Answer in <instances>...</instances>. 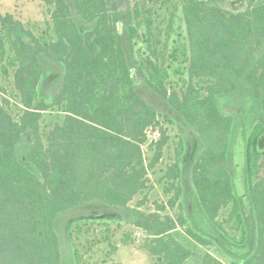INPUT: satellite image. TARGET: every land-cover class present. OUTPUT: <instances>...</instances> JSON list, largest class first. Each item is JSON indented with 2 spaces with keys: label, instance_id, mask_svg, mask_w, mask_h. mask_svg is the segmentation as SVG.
Instances as JSON below:
<instances>
[{
  "label": "trees",
  "instance_id": "16d2710c",
  "mask_svg": "<svg viewBox=\"0 0 264 264\" xmlns=\"http://www.w3.org/2000/svg\"><path fill=\"white\" fill-rule=\"evenodd\" d=\"M39 1L47 7L52 33L37 35L12 13L0 14V75L13 77L21 110L16 119L0 82V264H61L58 216L99 197L126 209L129 222L148 233L142 246L154 256L153 264H186L195 255L174 233L178 227L204 246L217 243L226 251L221 244L229 249V242L244 244L245 220L226 168L233 118L221 112L218 98L246 91L264 115V0H246L240 11L224 8L226 0H180L189 45L188 76L181 90L169 86L166 61L175 54L158 48L152 9L141 18L145 4L136 2L126 12L131 40L140 38V27L146 28L147 52L136 60L140 78L203 138L192 181L218 237L195 230L184 213L161 214L167 207L182 208L178 161L164 176V191L172 193L166 205L157 204L152 213L140 209L144 200L137 208L128 206L148 188V170L161 159L169 136L161 126L160 137L150 143L154 155L147 164L142 147L146 129L157 127L162 115L137 89L120 28L123 0ZM74 12L93 22L85 33ZM50 60L62 62L65 75L61 89L47 101L38 85ZM53 107L63 112V119L43 131V112ZM263 139L264 122L259 121L245 148L257 238L244 264H264ZM225 208L228 216L220 219ZM232 222L242 230L240 239L229 231ZM76 231L80 233V224ZM74 257L80 264L76 246ZM237 262L227 263L209 251L199 258V264Z\"/></svg>",
  "mask_w": 264,
  "mask_h": 264
},
{
  "label": "rangeland",
  "instance_id": "374dc122",
  "mask_svg": "<svg viewBox=\"0 0 264 264\" xmlns=\"http://www.w3.org/2000/svg\"><path fill=\"white\" fill-rule=\"evenodd\" d=\"M136 2H139L141 6L145 4V7L142 8L143 15L141 18H144L149 8L152 9V30L154 40L158 42V48L160 50L166 48L168 56L172 53L175 54V59L167 57L166 61L170 67L169 86L180 90L184 88L183 78L188 76L186 59L189 56L187 31L180 0H123L121 4L123 17L120 28L137 89L162 115L160 117L161 122L157 127L159 129L161 126L164 127L169 136L161 159L148 170V188L144 193L135 195L128 206L137 208L138 203L144 200L140 209L152 213L157 211V204L166 205L172 193L164 191L167 182L164 176L168 166L178 161L181 166L179 183L182 188L179 204L182 208L178 207L172 210L167 207L160 211L161 214L176 216L178 213H184L195 230L208 236L215 234L218 237L219 230L207 219L192 181L193 165L204 146L203 138L181 113L173 109L166 100L157 96L138 74L136 60L147 52V44L144 42L146 28L140 27V38L131 40L126 23V12L132 9ZM222 6L231 11H240L245 9L246 0H226ZM7 12L12 13L37 35L44 31L52 33L49 12L39 0H0V14ZM73 17L82 33L93 26V22L85 20L75 12ZM179 68L183 69L184 72H178ZM64 75V64L60 61L50 60L38 85L40 97L51 101L63 86ZM0 82L6 90L3 93L4 96L10 100V110L18 119L21 110L13 77L4 78L0 75ZM218 105L223 114L233 118L226 168L231 174L233 188L245 220L246 241L242 245L229 242L233 246L230 249L225 245L226 243L221 244L227 253L217 243L209 246L195 243L184 227H178L174 233L179 240L188 244L195 253L186 264H199L200 255L205 251L213 253L227 263H231V261L242 262L253 253L256 247V216L249 195L245 148L251 127L259 121L264 122V115L257 111L248 92L242 90L234 94L220 96ZM164 116L170 120H165ZM62 119V111L54 107L50 108L43 112L42 130H49L54 124L60 123ZM262 149L264 151V139ZM143 151L146 163L149 164L154 155V149L150 147V143H146L143 145ZM260 162V176L264 178V154ZM228 212L229 208L223 209L220 219L226 218ZM128 217L129 213L126 209L112 206L100 197L60 214L56 221V229L61 242V264H75V246L81 255L80 264H153L154 256L142 246L149 238L148 233L130 223ZM77 224L81 225L80 233L76 231ZM139 230L144 231L141 236L136 234ZM229 231L237 239L242 236V230L237 228L235 222L229 226ZM126 237L127 241H124ZM112 245H116V249H113Z\"/></svg>",
  "mask_w": 264,
  "mask_h": 264
},
{
  "label": "built area",
  "instance_id": "2783aa9c",
  "mask_svg": "<svg viewBox=\"0 0 264 264\" xmlns=\"http://www.w3.org/2000/svg\"><path fill=\"white\" fill-rule=\"evenodd\" d=\"M146 134H147V141L144 144L152 143V142L158 140V138L160 137V129L158 127H148L146 129ZM143 145H142V147H143ZM143 232L144 231L139 230L138 232H136V234L138 236H141Z\"/></svg>",
  "mask_w": 264,
  "mask_h": 264
},
{
  "label": "water",
  "instance_id": "95a60500",
  "mask_svg": "<svg viewBox=\"0 0 264 264\" xmlns=\"http://www.w3.org/2000/svg\"><path fill=\"white\" fill-rule=\"evenodd\" d=\"M238 264H244V262L242 261V262H239Z\"/></svg>",
  "mask_w": 264,
  "mask_h": 264
},
{
  "label": "flooded vegetation",
  "instance_id": "af4514ba",
  "mask_svg": "<svg viewBox=\"0 0 264 264\" xmlns=\"http://www.w3.org/2000/svg\"><path fill=\"white\" fill-rule=\"evenodd\" d=\"M239 262H241V261H238L237 263H239Z\"/></svg>",
  "mask_w": 264,
  "mask_h": 264
}]
</instances>
